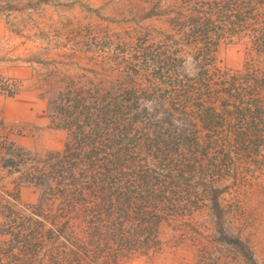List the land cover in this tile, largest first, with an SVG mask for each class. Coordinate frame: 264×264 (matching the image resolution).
I'll list each match as a JSON object with an SVG mask.
<instances>
[{"label": "trees", "instance_id": "trees-1", "mask_svg": "<svg viewBox=\"0 0 264 264\" xmlns=\"http://www.w3.org/2000/svg\"><path fill=\"white\" fill-rule=\"evenodd\" d=\"M162 1L150 0L143 14H165L159 42L146 45L139 32L111 56L99 79L68 76L42 86L51 127L65 140L20 174L13 202L0 206V264H79L81 256L115 262L157 244L160 224L182 213L199 181L209 185L205 177L226 167L223 157L216 166L208 150L223 122L214 105L216 84L227 97L224 114L244 121L261 115L251 96L264 79L245 74L240 88L234 75L210 82L220 40L231 44L247 30L254 49L264 51V26L250 6L264 0H169L163 9ZM23 188L36 194L34 203L20 202ZM209 190L216 212V189ZM47 245L52 249L43 262L39 250Z\"/></svg>", "mask_w": 264, "mask_h": 264}, {"label": "rangeland", "instance_id": "rangeland-1", "mask_svg": "<svg viewBox=\"0 0 264 264\" xmlns=\"http://www.w3.org/2000/svg\"><path fill=\"white\" fill-rule=\"evenodd\" d=\"M160 4L163 9L170 2ZM151 5L150 0H0V206L13 202L14 185L33 161L63 146L65 133L51 127L42 86L62 84L68 76L99 79L102 68L111 67V56L139 32L146 45L159 42L165 14L145 17ZM250 6L264 26V2ZM247 34L240 30L231 44L220 40L218 71H212L216 81L210 83L231 75L236 87L245 74L264 79V51L254 49ZM216 91V114L223 122L208 150L209 156L216 154V166L223 157L226 167L221 164L211 180L205 177L209 185L199 181L182 213L160 224L157 244L115 262L81 256L79 264H264V85L251 96L259 100L261 115L252 120L248 114L247 121L224 114L226 94L217 84ZM209 187L216 189V212ZM19 200L32 204L36 194L21 190ZM51 249H40L38 259L45 262L44 252Z\"/></svg>", "mask_w": 264, "mask_h": 264}, {"label": "crops", "instance_id": "crops-1", "mask_svg": "<svg viewBox=\"0 0 264 264\" xmlns=\"http://www.w3.org/2000/svg\"><path fill=\"white\" fill-rule=\"evenodd\" d=\"M22 190H30V191H33L31 188H23Z\"/></svg>", "mask_w": 264, "mask_h": 264}]
</instances>
